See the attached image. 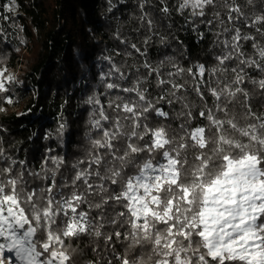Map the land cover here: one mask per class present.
Wrapping results in <instances>:
<instances>
[{
  "label": "snow or ice",
  "instance_id": "6c2138e0",
  "mask_svg": "<svg viewBox=\"0 0 264 264\" xmlns=\"http://www.w3.org/2000/svg\"><path fill=\"white\" fill-rule=\"evenodd\" d=\"M252 5L181 0L178 12L189 10L208 25L207 9L224 10L213 11L220 52L211 66L173 64L165 77L163 62L145 61L147 75L131 79L105 57L106 101L101 94L84 101L97 135L69 174L64 157L48 155L36 170L0 148V264H77L73 243L82 238L92 245L85 264H264V113L253 110L247 88L264 96V78L247 71L264 73V45L241 31L264 37V12L249 17L243 10ZM141 20L151 28L147 14ZM244 42H251V55ZM5 71L0 93L16 79ZM185 71L190 86L176 81ZM151 77L162 95L149 92ZM189 92L199 98L197 112ZM161 102L179 104L177 128L150 123L152 114L169 120ZM64 129L61 123L58 132Z\"/></svg>",
  "mask_w": 264,
  "mask_h": 264
},
{
  "label": "trees",
  "instance_id": "16d2710c",
  "mask_svg": "<svg viewBox=\"0 0 264 264\" xmlns=\"http://www.w3.org/2000/svg\"><path fill=\"white\" fill-rule=\"evenodd\" d=\"M9 1L0 0V68L26 63L15 84L7 85L9 91L0 93V148L6 156L24 160L36 170L46 156H61L69 165L67 175L70 164L90 148L89 136L97 134L90 124L91 106L84 101L93 94H101L102 102L106 101L100 77L111 65L105 57H111L135 79L147 75L142 67L145 61L153 67L163 62L161 72L166 77L174 71L173 64L185 70L196 63L211 66L220 52L216 45L220 26L213 17V11L223 15L220 8L206 10V19L213 20L208 25L202 22L204 18L192 17L189 10L178 12L181 0H14L17 13L5 11ZM164 6L169 8L167 14L161 11ZM243 10L249 17L264 12V0H253V5ZM144 14L152 20L151 28L141 20ZM241 31L264 45V37L255 29L243 27ZM131 44L144 55L132 50ZM244 50L253 53L251 42H244ZM128 52L130 56L125 54ZM247 71L254 79L264 78L258 70ZM149 80L151 95H162L155 78ZM176 81L192 83L187 71ZM247 88L253 110L264 113V96L250 83ZM6 97L12 98L15 110L5 102ZM188 99L197 112L199 98L189 92ZM208 100L211 105V98ZM158 106L169 112V120L152 114L150 123L177 128L181 121L173 119V110L179 111V104L170 107L161 102ZM61 123L65 125L62 135L58 132ZM73 246L78 248L77 264L93 259L88 238Z\"/></svg>",
  "mask_w": 264,
  "mask_h": 264
},
{
  "label": "rangeland",
  "instance_id": "374dc122",
  "mask_svg": "<svg viewBox=\"0 0 264 264\" xmlns=\"http://www.w3.org/2000/svg\"><path fill=\"white\" fill-rule=\"evenodd\" d=\"M10 5V7H11V10L9 11L8 10V8L6 7V6H9ZM5 11L6 12H12V13H17V4H16V2L14 1V2H11V4H10V1L8 2V3H6V5H5ZM25 61H23V63H22V65H19V64H15V66L13 67V68H6V67H3V68H0V70H6L5 71V76H9V75H11V76H13V77H17L18 75H22V71H24L25 70ZM15 82H16V79H15V81L13 82V84H15ZM17 85H19V83L17 84ZM10 105V107H11V109L12 110H15V104H13V103H11V104H9Z\"/></svg>",
  "mask_w": 264,
  "mask_h": 264
}]
</instances>
